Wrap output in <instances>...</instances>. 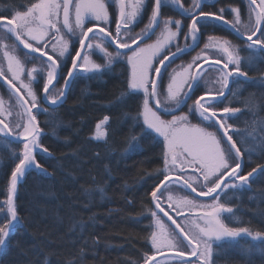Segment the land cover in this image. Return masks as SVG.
<instances>
[{
  "label": "trees",
  "instance_id": "trees-1",
  "mask_svg": "<svg viewBox=\"0 0 264 264\" xmlns=\"http://www.w3.org/2000/svg\"><path fill=\"white\" fill-rule=\"evenodd\" d=\"M36 2L0 0V13L10 18ZM218 30L206 36L234 38ZM241 43L236 56L247 77L232 80L217 107L239 110L227 121L235 129L230 135L243 153L244 172L258 171L248 188L226 189L219 203L233 209L221 217L229 227L264 234V51ZM126 68L113 64L78 77L66 100L39 116L40 145L48 154L36 160L45 171L28 172L17 187L21 224L2 248L0 264H142L153 252L150 196L165 175V148L155 133L142 134L143 97L130 95ZM19 155L18 144L0 140V222ZM210 264H264V239L216 242Z\"/></svg>",
  "mask_w": 264,
  "mask_h": 264
},
{
  "label": "snow or ice",
  "instance_id": "snow-or-ice-1",
  "mask_svg": "<svg viewBox=\"0 0 264 264\" xmlns=\"http://www.w3.org/2000/svg\"><path fill=\"white\" fill-rule=\"evenodd\" d=\"M112 2L113 0H109V3ZM171 2L180 9L181 13L191 17L185 39L190 38L193 44L197 41L200 27H202L200 20L214 19L217 22L229 24L224 17V8L219 9L218 13H210L202 10L201 0H192V6L189 8H185L181 4V0H171ZM114 3L118 8L114 36L112 32L107 30L109 12L104 0H38V2L32 3L24 12L15 11L10 15V18L0 13V28L5 30L7 35L14 36L23 45V48L30 49L29 54L41 53V56H43L46 54L42 52L41 48L39 46L34 47L28 41H36L38 45L43 41L47 46L48 41L45 40V37L49 35V29H54L57 35L61 32L57 25L60 23L62 13L63 27L68 30L72 37L78 39L81 50H98L97 54L102 53L103 57H107L109 65L114 59H126L131 68L128 81V87L132 90L130 95L143 93V110L139 113V116H142V134L151 135L155 133L163 138L165 145L164 179L151 193L156 209L168 216L162 206L163 189L168 188L173 183L180 184L181 181H183L181 186L190 189L192 193H197L194 184L198 183L202 190L197 195L212 197L213 199L211 204L199 203L187 197L180 201L190 210L196 208L208 209L201 216L203 225L193 222L196 231L191 234L186 232L179 224H176V221L169 216V220L176 224L179 232L167 236L164 234V224L159 218H156L155 225L159 232H153L151 235V245L154 251L151 255L147 253L144 255L143 264H160L156 256L165 248H178L177 257L181 259V264H193L191 260L182 259L185 252L179 248L180 245L187 248L193 243L196 246L192 247L191 255L198 258L202 257L204 258V264H210L214 242H220L226 238L234 239L242 234L253 236V233L247 228L229 227L221 217L225 213L231 214L233 209L219 203L220 196L226 189L243 190L248 188L250 178H254L253 174L258 171L257 168H253L252 171L242 174L243 153L240 147L237 146L236 141L233 140L232 135L229 134L232 125L228 124L227 121L234 119L239 110L225 106L219 114L216 111V106L224 103L230 79L238 80L247 77V73L241 70L240 58L233 55L232 51L229 50L231 46L228 45V42H225V45L228 46L221 48L222 52L227 55L223 66L219 67L220 60H216L209 65V67L215 68L220 73L218 81L220 88L215 93L206 92L204 95L199 96L192 105L188 106L189 115L197 116L200 122L206 126L201 127L200 124H192L188 115L177 116L173 114L171 120L162 119L161 114H172L173 110L169 107V103L177 107L187 105V101L191 99L192 94L200 85L199 72L203 71V68L197 65L198 72L184 78L175 90L173 87L175 78L172 77L167 87L166 97L163 100L159 99L162 95L160 89L163 85V77L168 67L166 61L174 59L187 50L177 45L176 51L172 52L170 47L172 41L180 32L182 23L180 20L171 19L161 21V9L166 6L165 2L164 0H154L147 25L139 33L133 35V26L142 16L146 0H135L131 4H126L125 0H114ZM249 6L250 12L254 13L255 16L254 25L248 27L246 33L240 32L237 27L239 23V15L237 14L234 22L229 26L242 37L246 35L249 49L264 51V0H249ZM231 11L236 12L237 10L231 9ZM70 15H74V27L70 22ZM85 21L101 22L105 27H99V35H97L93 31V27H87L85 30ZM161 24L163 25L161 35L154 43H147L146 41L156 33V29L161 28ZM173 25L176 31L172 30ZM77 30H79L78 35ZM89 33H92V36H89ZM52 39H55V37H52ZM93 40L98 41V43H92ZM86 41L89 42L86 44ZM106 45L115 48L114 56L107 51ZM132 45H135V47H132ZM205 47L207 48L208 45ZM121 49L127 51L121 52ZM52 50H56L54 44ZM68 52L69 48L65 43L57 59L47 56V73L43 84V96L38 99L36 93L32 90L31 83L24 84L22 89H27L30 101L23 102V98H21L22 103H30L31 108H35L37 113H41L44 111L38 106L41 101L51 105L63 103L68 85L78 76L102 74L101 64L95 63L90 58V54L82 56L81 51L77 50L72 58L71 68L68 69L67 76H62V61H58H60V58L65 57ZM5 55L7 56L8 53L6 52ZM201 59L207 62L208 58L197 56L193 58V61ZM78 61L80 62L78 63ZM230 65L234 66L230 68ZM9 71L12 72V78L7 83L19 93L22 89L16 88L14 81L19 80L22 68L18 61L15 62V68H13L12 57H9ZM0 75H3V73H0ZM28 75L31 76V72ZM61 78L64 79V88L58 93L52 94L51 88L54 87V81H59ZM150 100L156 101L155 110L153 106H150ZM31 108L27 109V123L16 125L15 136H11L13 129H9L7 124L0 128V133H3L4 139L11 137L14 142L23 144L19 162L15 164V169L11 172V183L5 201L7 205L6 214L3 217V222H0V248L7 247L9 239L21 224L13 200L18 180L30 171H45L36 160L35 154L37 151L47 154L48 149L42 148L39 143L42 132L36 122V115L32 114ZM107 120L108 117L105 116L103 122H107ZM0 124H3V121H0ZM97 128H99V125H97ZM209 128H215L216 131H209ZM232 131H235V129H232ZM217 133H221V135H217ZM97 139H99V136ZM135 140L136 137H133V141ZM224 145H227V148ZM135 146L138 147V145ZM188 167L193 169L195 175L185 178ZM173 170L179 173L175 180H172L169 175ZM259 172L264 173V166H260ZM204 188L207 190L204 191ZM167 199L171 201L172 197L168 196ZM169 207L171 208L172 205L169 204ZM173 211L177 215L181 214L179 207L173 208ZM152 215L157 216L155 212ZM253 238L264 239V234L257 232Z\"/></svg>",
  "mask_w": 264,
  "mask_h": 264
},
{
  "label": "rangeland",
  "instance_id": "rangeland-1",
  "mask_svg": "<svg viewBox=\"0 0 264 264\" xmlns=\"http://www.w3.org/2000/svg\"><path fill=\"white\" fill-rule=\"evenodd\" d=\"M37 2H38V0H37ZM104 2L107 5L109 3V0H104ZM129 2H130V4L132 3L131 0H129ZM146 2H147V0H146ZM233 8L236 9L237 7L236 8L233 7ZM237 11H238V9H237ZM233 12H232V14H233L232 18H236V14L239 15V23L237 25H238L239 29L242 30V32L246 33V29L248 27L254 25V21H255L254 13H252V12H251V14L248 13L247 17H244L243 15L240 14V12H234V13ZM149 17H150V15H149ZM70 22L72 23V25L74 27V15H71ZM95 22L96 21H93V23H95ZM85 24H86V21H85ZM162 27H163V25L161 24V28L157 29V32H156L154 38L152 40H150L148 43H154L157 40V38L161 35ZM218 31L224 33L223 30H218ZM78 34H79V30H77V35ZM211 36H213V35H208V37L206 36L204 39L205 42L207 41L206 45H208V47L205 48V50H202L201 49L202 47H199L195 52L191 53L188 58H184L185 60H177L175 63H173L167 67V70H166L167 78H166V81L164 80V84L162 85V87L167 89L168 84L171 82L172 77H174L175 83H174L173 87L175 90V88L177 86H179V84L181 83V81L184 78L191 76L192 69L200 62V60H196L194 62L193 58L197 57L198 55L200 56V54H202L203 52L209 58L218 59V60H221L222 62H225L227 57L223 56V54L221 52V48L230 45L231 47L229 50L232 51L234 56H236V52L238 50L239 44L240 45L242 44L241 42L235 40L234 38L230 39L229 36H227L226 38H223L225 40H221V41L219 40V38L211 37ZM3 39H4V37H2L0 39V51L2 53V56L4 57V62L6 64L5 70H7L6 72L8 73L9 77L12 78V72L9 71V57L13 58V68H15V62L16 61H18L20 63V66L22 68V72L20 74L19 80H16L15 83L18 84V86H20V88L22 89V85L31 83L29 80L30 76L28 75V73L31 72L32 69L35 68L36 66L40 70H42V67L37 62L25 64V59H24L25 57L20 54V51L17 49L16 45L12 42H9L8 40H7L8 43L1 42ZM184 40H185V38H184ZM208 40H209V42H208ZM225 42H228V45H225ZM107 51L111 52L113 54V56L115 55V51H113V50H107ZM6 52L8 53L7 56L5 55ZM97 52H98V50H95V52H94L95 54H94L90 50V51L84 52V53L90 54V58L95 63L101 64L102 68L111 66L112 63L110 65L107 63V57L104 58L102 53L97 55ZM198 52H199V54H198ZM128 54L130 55L131 53L129 52ZM102 58H104V59H102ZM119 60H121L123 63L126 64V67H127L126 69L128 72V81H129L131 68L127 64L126 59L120 58ZM113 61H116V59H114ZM233 66L234 65H230V68ZM46 73H47V71H46ZM199 75H200V85L194 93V98L195 97L197 98L199 95L205 94L206 92L215 93L220 88V84L218 82L219 77H220V73L215 68L205 67V68H203V71L199 72ZM22 90L24 93L28 94L27 89H22ZM53 91H55L54 92V94H55V93L59 92L60 89L59 88L54 89ZM140 93L143 97V93L142 92H140ZM165 97H166L165 95H163V96L161 95L159 97V99L163 100ZM194 98H191L192 100L190 102H188V104L186 105L185 110H183V112H180V113H177L174 115H177V116L188 115L189 121L192 124H200L201 127H204L206 125L202 124L200 122V120L195 115H189L188 106L192 105L194 103L193 102ZM10 100H11L12 104H14V105H12L10 103ZM150 106H152V105L150 104ZM170 106L171 105L169 104V107ZM216 109H218L217 106H216ZM161 118L165 119V120H171L172 115L164 116L161 114ZM0 119L3 122H5V124L9 125L10 127L13 126L12 129H13L14 133H15V129H16L17 124L23 125V124L27 123L26 115L24 114L22 107L17 105L12 98H8L7 93L5 91H2V90H0ZM141 119H142V116H141ZM101 127H102V124H100L99 128H97V132H96L97 135H100ZM208 130L209 131H216L215 128H209ZM217 135H219V134L217 133ZM160 138L163 141V138L162 137H160ZM163 144H164V141H163ZM224 147L227 148V145H224ZM164 148H165V145H164ZM186 172H188V174H186L185 178H187V176L195 175L193 173V169L191 167H188L186 169ZM172 173H173V175H178L175 170H173L170 174H172ZM174 185H175V183L170 184L168 186V188L163 189L164 190V196L161 198L162 201L167 200L166 206H169V203H170L172 205V207H171L172 209L179 207L181 209V213H193V212H202L203 213L204 211L208 210V209H204V208H196V209L190 210L188 207H185L182 203H180V201H182V199L185 197H187L188 199L196 200L197 202L203 203V204L213 203V199L210 201L197 200L194 197H192L190 194H188L187 192L185 193L181 189L177 190L176 187L173 188ZM194 187H196L198 191L202 190L198 183L194 184ZM204 189H206V188H204ZM168 196L172 197L171 201H169L167 199ZM156 218H159L161 220V222L164 224V226H165V233L164 234L165 235H167V236L175 235L174 230L158 214L156 217L153 216V232H159V229L155 225V219ZM193 222L195 224L203 225V220H201V218H199V216H194V215L188 214V215L180 218V223L183 225L185 231L190 233V234L193 233L194 231H196ZM241 236L246 237L248 239L257 240V239L253 238L255 236V234H253V236H247L245 234H242ZM226 239H230V238H226ZM214 243H216V242H214ZM179 248L182 249L186 253L191 252L189 247L183 248V245H180ZM1 250H2V248H0V253H1ZM164 250H178V248H165ZM152 251H154V249H152ZM171 261L172 260L165 259V260H161L159 262H160V264H166V263L170 264Z\"/></svg>",
  "mask_w": 264,
  "mask_h": 264
},
{
  "label": "flooded vegetation",
  "instance_id": "flooded-vegetation-1",
  "mask_svg": "<svg viewBox=\"0 0 264 264\" xmlns=\"http://www.w3.org/2000/svg\"><path fill=\"white\" fill-rule=\"evenodd\" d=\"M208 1H210V0H202V2H201L202 10L204 12L218 13L219 9L224 8L225 9L224 17L230 24L232 22H234V20H235V18H232L233 17V14H232L233 11H231V9H234L233 7H235V8L237 7L236 10L238 9V11H236V12H240V14L243 15L244 17H247L248 13L251 14L250 6L245 0H216L213 3H208ZM131 2L134 3L135 0H131ZM164 2H165L166 6L162 7V9H161V16H160L161 21H163L165 19H171V20H180L181 23H182V28H181L180 32L178 33L177 37L174 38V40L172 41L171 46H170L171 47V51L175 52L177 45L180 48H184L187 45H189L190 42H191L190 38L184 40L185 34L188 33V27L187 26L190 25V23H191V17L190 16H185L181 12H179L178 9L175 7V4H173L171 2V0H164ZM125 3L126 4H130L129 0H125ZM153 3H154V0H147V2L145 4V7L143 9V12H142V16L140 17V19L133 26V32H132L133 35H135L136 33H139L147 25L148 19H149L148 17H149V15H151V12H152ZM181 4L185 8H189V7L192 6V0H181ZM107 6H108V12H109V24L107 25V30L112 32L113 36H114L115 35V20H116V17L118 15L117 7H116V5L114 3V0H113L112 3H108ZM236 16H237V14H236ZM70 17H71V15H70ZM200 25L202 27H200V31H199V35H198L199 36V40H198L196 48L194 50L188 52V53H184V54L179 55V56L175 57L174 59L170 60L167 63L168 66H170L173 63H175L177 60H185L184 58H188L189 55L191 53L195 52L199 47H202L201 49L205 50V48H206L205 46L207 44V41L206 42L204 41L206 33H212V32H214L215 30H218V29L223 30L225 32H228L223 27H221L219 25L217 26V24H213V23H211V21H208V20H203V19L200 20ZM92 26H96L98 28L99 27H105V25L103 23H101V22H97L96 21L95 23H93V21H91V22L86 21L85 30H86L87 27H92ZM57 27H59L61 29V32H60L59 35H57L55 33L54 29H49V35L47 37H45V40L48 41L47 46H45V43L43 41L40 42L39 45L37 44L36 41L29 40L28 42L32 43L34 47L39 46L41 48V50L44 51L45 54H47L49 56H52L53 59H57V57L59 55V52L62 50L64 44L67 43L68 48H69V52L66 54L65 57L60 58V61H58V62L62 61V68H63L62 76H67L68 69H70V67H71L72 58L75 56V53H76V51L79 48V42H78V39H76L75 37H72L68 33V30L63 27V24H62V13H61V17H60V23H58ZM237 27H238V25H237ZM172 30L176 31L174 25L172 26ZM239 30H241V29H239ZM156 32H157V29H156ZM241 32H242V30H241ZM155 34L152 35L151 39L147 40L146 42L148 43L150 40H152L154 38ZM97 35H99V34H97ZM90 36H92V34ZM2 37H4V39L1 42L8 43V41H9V42H12V43L15 44L14 40L10 37V35H7L5 30L0 28V39ZM52 37H55V39H52ZM211 37H215V36H211ZM88 42L89 41H86V44ZM208 42H209V40H208ZM92 43H98V41L93 40ZM53 44L55 45V49H56L55 51L52 50ZM16 47L20 51V54L25 57L24 58L25 59V64H30V63L37 62L42 67V70H40L37 66L35 68H33V69H35V71H33V69H32L31 76L29 77V80L31 82L32 90L35 91V93L37 95V98L40 99L41 95L43 96V84H44V80H45V77H46V71H47L46 60L40 58L37 55H31L29 53H26V52L20 50L17 45H16ZM106 49L107 50L116 51L113 46L106 45ZM88 51H90V50H83L81 55L83 56L85 54L84 52H88ZM91 52L94 53L95 49L91 50ZM198 54H199V52H198ZM203 55H205L204 52L202 54H200V57H203ZM104 58H102V59H104ZM79 62L80 61H78V63ZM113 64L114 65H119V64L126 65L121 60L113 61L111 65H113ZM5 65L6 64L4 62V57L2 56V53L0 51V73H3V77H5L7 80H9V79H11V77H9L8 73L6 72L7 70H5V67H6ZM78 77H82V76H78ZM166 78H167V74L165 72L164 77H163V84H164V80L166 81ZM36 81H39V82L37 83ZM63 81H64L63 78H61L59 81H54V87L51 88L52 94H54V92H55V91H53L54 89H58V88L60 89L61 88V85H62ZM74 81L75 80H73L72 83L70 84V88L73 85ZM14 83H15V81H14ZM15 85H16V88L21 89L20 86H18V84L15 83ZM70 88H68V91H69ZM0 90L5 91V89L3 88V85H1V84H0ZM160 91L162 93V96L163 95H165V96L167 95V89H165L164 87H161ZM20 92L23 95V97L26 99V101H30V96L27 93H24L23 90H21ZM7 96H8V98H12L13 99V96L8 94V93H7ZM191 98H194V93L192 94ZM195 99H196V97L193 99V102L195 101ZM191 100L192 99H190L188 102H190ZM188 102H187V104H188ZM10 103L12 104L11 100H10ZM28 104L31 106L30 103H28ZM169 104L171 105L170 108L175 106L174 104H171V103H169ZM12 105H14V104H12ZM39 105H41V103ZM185 107H186V105H185ZM185 107H183L180 112H183V110H185ZM40 108L44 109V111L41 112V113H37L36 109H34V113L36 115V118H37L38 122H39L38 118H39L40 115L45 113L46 110H48V109H53V108H47L45 105L44 106H40ZM12 127L9 126V129H12ZM0 140H4V138L2 139L0 137ZM243 169H244V167H243ZM177 174L179 175V173H177ZM186 174H188V172H186ZM242 174H246V172H244V170H243ZM176 189L179 190V189H182V188L176 187ZM166 201L167 200H163L162 206L164 207L165 210L168 211V207L166 206ZM170 209L173 210L172 208H170ZM180 218L181 217H177L176 218V222L181 225ZM186 254H188V253H186ZM191 261L193 262V264H203L204 263V258H202V257L198 258L196 256V258H194ZM176 264H181V263H176Z\"/></svg>",
  "mask_w": 264,
  "mask_h": 264
},
{
  "label": "water",
  "instance_id": "water-1",
  "mask_svg": "<svg viewBox=\"0 0 264 264\" xmlns=\"http://www.w3.org/2000/svg\"><path fill=\"white\" fill-rule=\"evenodd\" d=\"M214 1H216V0H210V1H208V3H213ZM248 3H249V0H246ZM201 2H202V0H201ZM175 7L178 9V11L179 12H181L180 11V9L175 5ZM183 14V13H182ZM183 15H185V14H183ZM186 16V15H185ZM211 21H214V22H216V23H218V24H220L221 26H223L225 29H227V31L228 32H230L235 38H237V39H239V40H241V41H243V42H246V43H249V42H247L246 41V35H245V37H242L241 35H239L238 33H237V31H235L233 28H231L230 26H229V24H224V23H220V22H217L216 20H211ZM93 27V31L94 32H96V33H98L99 32V28L98 27H95V26H92ZM92 33H89V36L91 35ZM257 35H259V33H257ZM12 38H13V40H14V42H15V44L18 46V48H20L21 50H23L24 52H27V53H30V49H25V48H23V45L22 44H20L19 43V41H17L16 39H15V37L14 36H12ZM254 39H255V37H254ZM198 40H199V36H198V39H197V41L195 42V44H193V42H192V40H191V43L188 45V46H186V47H184L183 49H187L186 51H184V52H182L181 54H179V55H182V54H184V53H187V52H190V51H192L193 49H195L196 48V46H197V43H198ZM132 47H135V45H132ZM78 50L79 51H81V54H82V51L83 50H81L80 49V46H79V48H78ZM121 52H124V51H127V50H124V49H121L120 50ZM43 53H44V51H42ZM33 55H37V56H39L40 58H42V59H44V60H46L47 61V56H49V55H43V56H41V53H32ZM225 54V53H224ZM178 55V56H179ZM205 57V56H204ZM225 57H227L226 56V54H225ZM214 61H216V60H210V59H207V62H205L204 60H202L200 63H198L197 65H199L201 68H205V67H208L209 65H211ZM169 61H166V64L168 63ZM223 63L224 62H221L220 61V65H219V67H222L223 66ZM197 65L192 69V73H191V75H195L197 72H198V68H197ZM71 68V67H70ZM241 79H244V77H242ZM0 81H2L3 83H6L7 82V80L6 79H4V77L3 76H1L0 75ZM230 85H231V79H230V83H229V86H228V89L226 90V95H225V97L227 96V94H228V92H229V88H230ZM12 89V88H11ZM67 89H68V87H67ZM67 89H66V93H67ZM12 92H13V94H14V96H16L17 97V99L20 101V103L23 105V108H24V112H25V115H26V120L28 119V114H27V109H29V108H31L29 105H28V103H22V100H21V98H23L22 96H21V94L20 93H17V91L13 88L12 89ZM204 95V94H203ZM201 96V95H200ZM207 98V97H206ZM63 101H64V98H63ZM23 102H26V100L23 98ZM150 102H151V104H152V106L154 107V109H155V104H156V101L155 100H150ZM48 107H55V106H57V105H60L61 103H58L57 105H51V104H49V103H45ZM184 106V105H183ZM183 106H180V107H177V106H175V107H173L172 108V114H175V113H177V112H179L182 108H183ZM33 109L34 108H31V111H33ZM217 113L219 114L220 113V111H217ZM33 114V113H32ZM172 114H163V115H166V116H168V115H172ZM1 121V120H0ZM37 122V121H36ZM3 126H4V123L3 124H0V128H3ZM230 131V130H229ZM41 132H42V135H43V131L41 130ZM41 135V136H42ZM219 135H221V133H219ZM0 136H2L3 137V133H0ZM11 136H15L14 134H12L11 133ZM8 140H10V141H12V142H14L12 139H11V137H9V138H7ZM14 143H16V142H14ZM17 144H20L21 145V151H20V154L22 153V150H23V144L22 143H17ZM43 148V147H42ZM42 154V152H40V151H37V153L36 154ZM35 154V155H36ZM48 154V153H47ZM47 154H45V155H47ZM19 162V161H18ZM43 168V167H42ZM14 169H15V167H14ZM13 169V170H14ZM44 169V168H43ZM12 170V171H13ZM34 171H36V170H34ZM37 172H40V171H37ZM254 175V174H253ZM171 176V179L172 180H175L176 179V176L177 175H170ZM23 179H24V177H22L20 180H18V183H17V187H18V185L23 181ZM164 179V178H163ZM162 179V180H163ZM10 183H11V173H10V176H9V178H8V186H7V197H8V189H9V187H10ZM167 183V182H166ZM182 183H183V181H181V183L180 184H178V185H182ZM160 184V182L157 184V186ZM157 186L154 188V190L157 188ZM17 187H16V191H17ZM182 187V186H181ZM185 189V188H184ZM188 193H190L194 198H196V199H199V200H209V199H212V197H207V196H198L197 195V193L199 192V191H197V193H192L191 192V190L190 189H185ZM207 189H205V191H206ZM15 194H16V192H15ZM15 194H14V197H15ZM7 197H6V200H7ZM14 197H13V200H14ZM150 201H151V206H152V209L157 213V214H159L168 224H169V226L174 230V232L176 233V232H179V229H177L176 228V224H177V222H176V224H173L172 223V220H175V218H177V217H180V216H185V215H194V216H199V218H201V216H202V212H193V213H181L180 215H177V214H175L174 213V211H172L170 208H169V206H168V211H166L167 213H168V216H165L164 215V213H162V212H159V210L158 209H156V207H155V203L153 202V199H152V196H150ZM6 208H7V205H6ZM169 213H172L173 215H174V217H172ZM171 217L172 218V220H169V218L168 217ZM202 220V219H201ZM181 239H182V237H181ZM196 245H195V243H193V245H191V246H189V248H190V250L192 251V247H195ZM151 255V254H150ZM194 258H196V256H193V255H191V252L190 253H188V254H186L185 253V255H184V257L182 258L183 260H193ZM156 259L158 260V261H161V260H165V259H169V260H172V261H178V262H181V259L180 258H178L177 257V251L176 250H164V251H162L161 253H158L157 254V256H156ZM143 264V263H142Z\"/></svg>",
  "mask_w": 264,
  "mask_h": 264
},
{
  "label": "bare ground",
  "instance_id": "bare-ground-1",
  "mask_svg": "<svg viewBox=\"0 0 264 264\" xmlns=\"http://www.w3.org/2000/svg\"><path fill=\"white\" fill-rule=\"evenodd\" d=\"M117 12H118V8H117ZM11 38H12V36H10ZM13 39V38H12ZM20 49V48H19ZM21 50V49H20ZM23 51V50H22ZM27 53V52H26ZM31 55H33V54H31ZM208 59H210V60H213V58H209V57H207ZM1 76H3V75H1ZM4 79H6L5 77H4ZM7 80V79H6ZM8 81V80H7ZM44 82H45V80H44ZM0 84L1 85H3V88L5 89V91H6V93H8V94H10V95H12L13 96V100H14V102L17 104V105H19L20 107H22V109H23V112H24V108H23V105L20 103V101L17 99V97L16 96H14V94H13V92H12V89H13V87H11V86H9L8 85V83L6 82V83H3L2 81H0ZM12 88V89H11ZM62 88H64V81L62 82V85H61V88H60V90L62 89ZM68 88H70V84L68 85ZM16 90V89H15ZM20 94H21V92H19ZM67 95H68V89H67V93H66V98H67ZM21 96L23 97V95L21 94ZM41 97H42V95H41ZM24 98V97H23ZM66 98H64V101L66 100ZM25 99V98H24ZM26 100V99H25ZM63 101V102H64ZM27 102V101H26ZM62 104V103H61ZM29 105V104H28ZM46 106L47 108H52V107H48L46 104H45V102H43V101H41V105H38L39 107L40 106ZM30 106V105H29ZM31 107V106H30ZM59 107V105H57V106H55L54 108H58ZM35 109V108H34ZM34 109H33V111H32V113L35 115V113H34ZM24 114H25V112H24ZM36 121H37V118H36ZM37 123H38V126H39V122L37 121ZM39 128H40V126H39ZM41 129V128H40ZM42 130V129H41ZM43 131V130H42ZM250 172V171H249ZM247 173V172H246Z\"/></svg>",
  "mask_w": 264,
  "mask_h": 264
}]
</instances>
